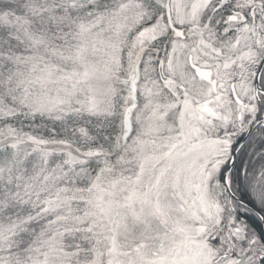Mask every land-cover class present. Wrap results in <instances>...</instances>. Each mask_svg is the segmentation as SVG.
Here are the masks:
<instances>
[{
  "label": "snow or ice",
  "instance_id": "obj_1",
  "mask_svg": "<svg viewBox=\"0 0 264 264\" xmlns=\"http://www.w3.org/2000/svg\"><path fill=\"white\" fill-rule=\"evenodd\" d=\"M0 264H264V0H0Z\"/></svg>",
  "mask_w": 264,
  "mask_h": 264
}]
</instances>
